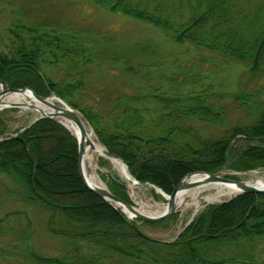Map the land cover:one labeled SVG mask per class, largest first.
I'll return each instance as SVG.
<instances>
[{"label":"trees","instance_id":"trees-1","mask_svg":"<svg viewBox=\"0 0 264 264\" xmlns=\"http://www.w3.org/2000/svg\"><path fill=\"white\" fill-rule=\"evenodd\" d=\"M85 2L160 32L181 51L159 57L143 43L102 52L98 41L35 16L13 22L0 43L6 86L61 98L135 180L168 195L188 174L222 171L226 151L230 171L264 169V0ZM229 64H239L247 76L231 92L214 80ZM112 67L129 76L136 92L121 89L94 104L76 97L93 68ZM151 101L159 105L157 115L142 107ZM8 131L0 114V138ZM19 137L0 141V174L44 216L42 227L57 243L50 253L39 248L25 213V229L0 240V264H264V194L208 205L173 241L150 240L87 189L78 173L77 141L62 125L39 119ZM103 178L113 195L130 203L125 183ZM9 216L0 220V237ZM173 219L141 224L169 228Z\"/></svg>","mask_w":264,"mask_h":264},{"label":"rangeland","instance_id":"rangeland-1","mask_svg":"<svg viewBox=\"0 0 264 264\" xmlns=\"http://www.w3.org/2000/svg\"><path fill=\"white\" fill-rule=\"evenodd\" d=\"M35 16L46 17L50 23L56 22L68 28L72 34L82 37H88L93 41H98L97 48L100 51H125V47H130L133 44H147L152 48H157L159 57H166L170 53H178L181 48L169 43L160 32L126 19L121 16L110 14L97 7H93L85 0H0V43L5 42L6 29L13 22L34 21ZM46 20V19H44ZM126 52V51H125ZM193 53H189L190 59ZM194 55V54H193ZM188 58L182 62L186 64ZM223 73H219L214 77L215 83L219 81L223 87L227 86L228 90L235 91L238 88V83L246 80L247 76H242L243 67L239 64L223 65ZM222 68V67H221ZM54 76V75H53ZM242 77V78H241ZM130 81L129 76L121 75L112 67L110 70L92 69L86 79V85L80 94L76 97L83 100L84 103L94 104V100L102 96L114 97L115 94L127 90V93L136 92L135 89L128 86ZM218 83V82H217ZM252 84H254L252 82ZM139 87L144 89V85L139 83ZM218 88V87H217ZM159 105L152 101L142 105L149 110H155L151 115H157ZM229 112L236 114L229 109ZM0 114L7 121L9 126L8 133L16 134L28 126L35 118L37 113L31 110L24 109H5L0 111ZM208 134V133H207ZM209 136H218L217 132H211ZM100 162H106L93 158L92 162L87 164V172L92 171L96 175L97 180L107 187V182L103 177L117 178L125 183L126 193L130 204L138 208L141 204L148 205V212L154 213L162 205H165L166 200L158 193L147 186H129V183L123 178L119 169L111 162H106V167L99 165ZM264 170H254L248 172H233L226 173L238 181H247L253 174H260ZM10 181L0 174V220L9 216L8 223L2 225L6 229V233L0 237L1 242L7 241L12 237L15 231L18 232L19 227L25 229V213L32 220L33 241L35 244L47 251L52 252L55 249L56 241L48 237L42 227L45 220L44 216L39 214L33 208L26 206L25 201L21 200L18 192L13 191L10 187ZM108 188V187H107ZM229 198L221 199L214 203H204L200 206L197 212L192 207H179L173 214V221L169 228L143 226L138 223L142 232L148 237L161 240L164 242L173 241L183 228L200 213L208 205H215L227 201ZM171 218V217H170Z\"/></svg>","mask_w":264,"mask_h":264},{"label":"water","instance_id":"water-1","mask_svg":"<svg viewBox=\"0 0 264 264\" xmlns=\"http://www.w3.org/2000/svg\"><path fill=\"white\" fill-rule=\"evenodd\" d=\"M4 86V82L0 79V110L3 109H12V108H22L21 105L18 104H12L8 106L3 105L2 99L9 94V93H24V92H30L34 101L37 102L38 106L36 105H28L26 109L31 111H37L39 114L37 118H35L31 124L38 121L39 119L47 118L51 120H55L57 123L62 125L65 129L69 131V129L63 124V122H69L76 126L79 132V137H74L77 140L78 145V173L79 176L84 183V185L89 189L90 191L94 192L97 196H99L101 199H103L106 203H108L114 210L119 211L122 213L127 220L129 221L131 227L134 229V231L147 239L153 240L146 236L141 229H139L137 222H143V223H160L164 220L169 219L173 216V214L177 210V206L175 204V195L178 190L181 189H188L193 186H195V183H186V179H188L192 175H204V181L205 183H221V184H229V185H235L239 191L237 192L235 196L242 195V194H264V185H256L255 183H248L246 181H238L235 179H231L226 177V174L224 172L229 171V164L227 161V151L225 153V163L223 167V171L216 172V173H206V172H195L186 175L175 187L173 192L170 195L165 194L162 190H160L158 187L146 183H140L136 181L134 178H132L126 164L116 155H113L109 153L103 146H101V154L102 156L99 157V159L108 160L110 162H119L124 169L126 170L128 176L131 178V182L134 185H140V186H149L152 189L155 190L156 193L160 194L165 200H166V210L155 216H149L146 214H143L139 212V210L134 207L133 205L119 199L115 195H113L105 186L100 185H89L85 179V175L83 173V159H84V146L89 143V141L86 140L87 135V122L85 121L84 117L73 107L65 103L62 99L55 95H50L48 97H43L35 93L32 89L29 87L24 88H11L8 86H5L4 89H2ZM89 131L93 133L92 129L89 127ZM70 132V131H69ZM71 133V132H70ZM72 134V133H71ZM10 139H21L18 134H4L1 136L0 141L2 140H10ZM23 142V141H22ZM23 145L25 146V143L23 142ZM100 146V145H99ZM26 147V146H25ZM128 181V179H127ZM129 215H127V213Z\"/></svg>","mask_w":264,"mask_h":264},{"label":"bare ground","instance_id":"bare-ground-1","mask_svg":"<svg viewBox=\"0 0 264 264\" xmlns=\"http://www.w3.org/2000/svg\"><path fill=\"white\" fill-rule=\"evenodd\" d=\"M2 101L4 106L18 104L21 105L22 109L24 110H26V107L28 105L38 106L37 102L34 101L30 92L9 93L4 97V99H2ZM35 112L37 113V111ZM38 115L39 114L37 113V116ZM63 124H65V126L73 135L79 137V132L75 125L69 122H63ZM86 140L89 141V143L84 146V159L82 163L85 179L89 185L104 186L99 180H97L96 175L93 171L91 173L87 172V164L91 163L93 158L98 159L102 156L101 146H99V144L95 141L93 134L89 130H87ZM112 163L119 169L123 178L125 180L128 179L127 182L129 183V186L131 188L135 186L131 182V178L128 176L124 167L119 162ZM204 177V175L199 174L192 175L188 179H186V183H195L196 185L188 189H181L177 191L175 195V204L177 208L192 207L194 211L197 212L202 204L218 202L221 199L229 198L236 195L239 191V189L235 185L221 183H205ZM246 182L255 183L256 185H264V171L260 174L256 173L251 175ZM137 209L143 214L155 216L163 213L166 210V205H162L154 213L147 211L149 207L146 204H141ZM127 215L129 214L127 213Z\"/></svg>","mask_w":264,"mask_h":264}]
</instances>
